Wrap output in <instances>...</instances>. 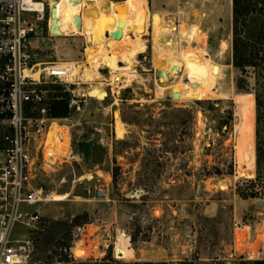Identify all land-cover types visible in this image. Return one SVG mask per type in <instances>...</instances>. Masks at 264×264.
<instances>
[{
	"label": "rangeland",
	"instance_id": "rangeland-1",
	"mask_svg": "<svg viewBox=\"0 0 264 264\" xmlns=\"http://www.w3.org/2000/svg\"><path fill=\"white\" fill-rule=\"evenodd\" d=\"M84 1L54 0L63 37L41 24L33 41L38 60L68 65L72 77L75 64L101 62V78L48 85L53 101L75 99L81 110L55 118L69 127L68 147L51 163L43 148L36 163L32 185L69 197L39 205L42 230L27 264L264 260V72L232 64L230 0H119V9L114 0H90L110 1L97 42L86 39ZM254 18L244 39L254 34ZM115 30L117 39L109 35ZM176 58L203 63L209 94L171 96L176 80L189 83L186 72L168 70ZM160 70L165 79L155 76ZM125 72L133 74L127 86ZM97 82L105 98H82ZM82 212L88 223L71 226ZM119 233L131 251L125 259L112 258ZM77 240L97 252L77 256Z\"/></svg>",
	"mask_w": 264,
	"mask_h": 264
},
{
	"label": "built area",
	"instance_id": "built-area-1",
	"mask_svg": "<svg viewBox=\"0 0 264 264\" xmlns=\"http://www.w3.org/2000/svg\"><path fill=\"white\" fill-rule=\"evenodd\" d=\"M49 21L48 0H0V264H27L42 230L39 205L49 193L31 179L39 155L43 160L47 127L55 120L48 112V85L75 79L66 67L40 61L34 53L41 24L51 35ZM67 108L81 110L75 99Z\"/></svg>",
	"mask_w": 264,
	"mask_h": 264
},
{
	"label": "bare ground",
	"instance_id": "bare-ground-1",
	"mask_svg": "<svg viewBox=\"0 0 264 264\" xmlns=\"http://www.w3.org/2000/svg\"><path fill=\"white\" fill-rule=\"evenodd\" d=\"M54 0H48V5L50 8H53V19L56 21L55 25H52V28L55 29L54 33H51L55 36H61V32L59 31V21L56 18L55 15V5H53ZM137 3V2H135ZM110 4V1L106 2H96V6L91 3L90 0H85L83 4V11H84V29L86 33V39L89 41L97 42L103 33V29L105 27V30L107 29V26L110 22V19H105L103 24V18L106 16V7ZM138 5V3H137ZM31 6L35 9H40V4L39 3H34L31 2ZM114 7L115 9H119L120 6L114 1ZM128 11L130 13H135L136 12V6L133 4H128L127 5ZM78 19L77 23L80 24L79 22V17L76 16L75 19ZM79 24L78 27L79 28ZM224 43V42H223ZM105 46V43L103 44ZM175 60H179L176 58ZM182 60V59H181ZM59 66L62 65L64 67H69L68 65H64L62 63H57ZM100 63H96L90 67V69H84L81 64H75L74 69H76V75L75 77L77 79H81L83 82H89L91 80H99L101 78V75L98 73L97 68L99 67ZM201 61H180L175 62L172 61L169 64V68L171 65H175L177 69H174L173 71H170L171 75L178 73V72H186V76L188 77L189 83H181L180 80H176L175 84L168 86L167 89H170L172 95L176 93V99L181 100L185 98H189L192 96H199L200 93H208L209 90H205V78H206V73L204 70V67L202 65ZM104 66V65H103ZM68 71V76L70 79L75 78L72 77L69 69ZM219 72V66L214 67V73L218 74ZM165 77L168 74V71H164ZM125 79L124 82L126 83V86L132 80L133 74L125 72ZM179 76V75H178ZM114 79H118L117 75H113ZM167 79V78H166ZM91 88L95 89V93L92 95H87V91ZM166 89V90H167ZM104 91L105 90L102 88L100 83H93L90 84V88L85 89L84 94L86 96H90L94 99L101 100L100 96H97V93ZM106 93V92H105ZM106 96V95H105ZM55 121H52L46 130L45 133V143H44V155L45 159L47 161L54 162L57 157L59 156V150L65 149L68 147V135H69V127L65 126H59ZM195 124L197 126H201L202 120L200 117V113H196V118H195ZM62 127V130H61ZM42 155H43V150H42ZM224 185H220V188H224ZM69 197L68 193H63V194H58V193H49V200L47 202L53 201V202H62V201H67ZM126 239V238H125ZM124 239V234L119 233L118 236L116 237L115 240V249H116V258L115 259H125L128 258L131 254L130 249L127 247ZM94 243V242H92ZM94 251L95 253L97 252V247L95 244H91L88 248L82 244L80 240L75 241L74 246L72 247V251L77 255L81 256L82 258L86 257L88 254V251ZM119 251V252H118ZM101 254V253H100ZM99 254V255H100ZM91 255V254H90Z\"/></svg>",
	"mask_w": 264,
	"mask_h": 264
},
{
	"label": "trees",
	"instance_id": "trees-1",
	"mask_svg": "<svg viewBox=\"0 0 264 264\" xmlns=\"http://www.w3.org/2000/svg\"><path fill=\"white\" fill-rule=\"evenodd\" d=\"M231 2V58L232 64L241 69L246 67H257L264 72V0H230ZM249 16H254L256 25L254 34L249 39H244L242 33L247 27ZM48 105V112L52 118L66 116L67 104L59 99ZM52 103V104H51ZM255 104L258 101L255 97ZM88 223L87 213L82 212L71 217V226H79ZM134 240V236L130 238ZM130 264H165L164 262L134 261ZM185 264H192L187 261ZM238 264H264V260H245Z\"/></svg>",
	"mask_w": 264,
	"mask_h": 264
},
{
	"label": "water",
	"instance_id": "water-1",
	"mask_svg": "<svg viewBox=\"0 0 264 264\" xmlns=\"http://www.w3.org/2000/svg\"><path fill=\"white\" fill-rule=\"evenodd\" d=\"M49 11H50L49 32H50V34H51V33H54V32H55V29L52 28V25H55V24H56V21H54V19H53V8H50V7H49ZM75 20H76V22L78 21L77 18H76ZM51 35H53V34H51ZM109 35H110L111 37L117 39V38L119 37V35H120V32H119L118 30H115V31H113L112 33H110ZM165 63H166V60H165ZM174 69H177V67H176L175 65H171L170 68H169L168 70H169V71H173ZM155 76H156L157 78L162 77L163 79H165V73H164L163 70L156 71ZM93 93H95V89H94V88H91V89H89V90L87 91V95H92ZM105 95H106V93H105L104 91H101V92L97 93V96H100V97H101V100L105 98ZM171 96H172L173 98H175L177 95H176V93H174V94L171 95ZM89 97H90V96H89ZM130 196H135V197H136L135 194L130 195ZM118 252H119V251H118ZM112 258H114V259L116 258V249H115V246L113 247V250H112Z\"/></svg>",
	"mask_w": 264,
	"mask_h": 264
},
{
	"label": "crops",
	"instance_id": "crops-1",
	"mask_svg": "<svg viewBox=\"0 0 264 264\" xmlns=\"http://www.w3.org/2000/svg\"><path fill=\"white\" fill-rule=\"evenodd\" d=\"M110 18H112L111 16H109Z\"/></svg>",
	"mask_w": 264,
	"mask_h": 264
}]
</instances>
